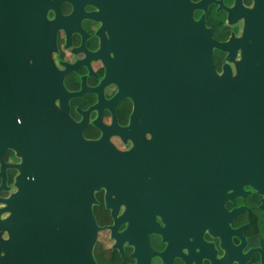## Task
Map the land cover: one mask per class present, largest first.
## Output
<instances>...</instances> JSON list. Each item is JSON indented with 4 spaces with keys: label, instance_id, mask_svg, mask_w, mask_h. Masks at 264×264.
<instances>
[{
    "label": "flooded vegetation",
    "instance_id": "1",
    "mask_svg": "<svg viewBox=\"0 0 264 264\" xmlns=\"http://www.w3.org/2000/svg\"><path fill=\"white\" fill-rule=\"evenodd\" d=\"M190 1L194 20L219 42L240 36L264 4ZM179 31L164 0H32V131L73 141L79 156H92L94 177L97 164H113L110 183L91 186L95 264H264V193L214 179L212 150L193 139L192 114L181 109L192 64ZM225 58L215 50L218 69ZM79 137L106 148L88 149ZM113 150L122 156L109 157ZM2 162L20 158L12 149L0 155V264L9 243L3 208L19 174L10 165L4 177Z\"/></svg>",
    "mask_w": 264,
    "mask_h": 264
},
{
    "label": "water",
    "instance_id": "2",
    "mask_svg": "<svg viewBox=\"0 0 264 264\" xmlns=\"http://www.w3.org/2000/svg\"><path fill=\"white\" fill-rule=\"evenodd\" d=\"M164 7L166 17L175 14L180 53L187 63L191 56V75L187 66L180 82V106L192 114L193 139L212 150L209 172L214 179L228 175L224 180L264 193V4L257 18L247 16L240 36L225 42L214 39L202 20H194L190 0H164ZM215 50L226 54L219 69ZM34 93L32 0H0V155L12 149L20 158L15 165L2 162L1 168L4 177L6 166L19 171L16 192L3 208L7 214L1 225L9 237L3 264H95L91 186L108 185L113 164H97L94 177L92 156H79L73 141L54 144L40 128L34 134ZM77 142L88 149L106 148L102 141L79 137ZM111 152L109 157L122 156ZM87 161L92 169L83 172Z\"/></svg>",
    "mask_w": 264,
    "mask_h": 264
},
{
    "label": "trees",
    "instance_id": "3",
    "mask_svg": "<svg viewBox=\"0 0 264 264\" xmlns=\"http://www.w3.org/2000/svg\"><path fill=\"white\" fill-rule=\"evenodd\" d=\"M219 60H217V62H218ZM218 64H220L219 62H218ZM219 66V65H218Z\"/></svg>",
    "mask_w": 264,
    "mask_h": 264
},
{
    "label": "rangeland",
    "instance_id": "4",
    "mask_svg": "<svg viewBox=\"0 0 264 264\" xmlns=\"http://www.w3.org/2000/svg\"><path fill=\"white\" fill-rule=\"evenodd\" d=\"M218 51V50H217ZM216 54H218L217 52H216ZM14 194V193H13Z\"/></svg>",
    "mask_w": 264,
    "mask_h": 264
}]
</instances>
